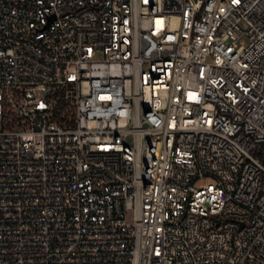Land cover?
<instances>
[{"label": "built area", "instance_id": "built-area-1", "mask_svg": "<svg viewBox=\"0 0 264 264\" xmlns=\"http://www.w3.org/2000/svg\"><path fill=\"white\" fill-rule=\"evenodd\" d=\"M0 264H264V0H0Z\"/></svg>", "mask_w": 264, "mask_h": 264}, {"label": "rangeland", "instance_id": "rangeland-1", "mask_svg": "<svg viewBox=\"0 0 264 264\" xmlns=\"http://www.w3.org/2000/svg\"><path fill=\"white\" fill-rule=\"evenodd\" d=\"M132 221V215L131 213H128L126 216H125V222L126 223H130Z\"/></svg>", "mask_w": 264, "mask_h": 264}]
</instances>
